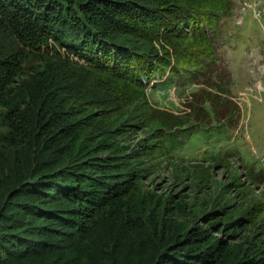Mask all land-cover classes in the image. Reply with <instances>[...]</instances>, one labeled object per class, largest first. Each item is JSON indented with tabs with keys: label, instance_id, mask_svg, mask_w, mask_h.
I'll use <instances>...</instances> for the list:
<instances>
[{
	"label": "trees",
	"instance_id": "1",
	"mask_svg": "<svg viewBox=\"0 0 264 264\" xmlns=\"http://www.w3.org/2000/svg\"><path fill=\"white\" fill-rule=\"evenodd\" d=\"M217 1L0 0V264H264L256 173L240 182L226 156L175 176L207 200L147 187L192 137L239 122L218 83L183 114L147 91L215 67Z\"/></svg>",
	"mask_w": 264,
	"mask_h": 264
},
{
	"label": "rangeland",
	"instance_id": "2",
	"mask_svg": "<svg viewBox=\"0 0 264 264\" xmlns=\"http://www.w3.org/2000/svg\"><path fill=\"white\" fill-rule=\"evenodd\" d=\"M216 4L219 9L223 7L226 14L219 19L212 37L217 40L213 52L201 58L205 64H215L211 72L205 76L201 74L204 77L194 81L188 80L187 85L179 88L162 89L157 84L152 88L150 82L147 85L151 102L174 114L188 112L191 100H195L197 94L203 95L206 88L212 87L215 91L216 83L240 108L237 125L220 128L224 131L213 135L210 142L202 135L192 137V144L185 142L147 181V187L157 194H177L186 197L187 202L193 197L207 200L217 191L213 186L201 185L199 189L189 178L176 179L175 176L184 173L181 171L190 165L204 163L211 166L218 160L225 164L226 156L230 157L229 165L235 169L240 182H252L256 173L254 193L264 192V0H219ZM210 30L204 29L208 35L212 34ZM162 33L161 29L158 35ZM167 73L166 70L162 80ZM209 76L216 82L206 79ZM153 81L161 80L153 78ZM232 168L213 167L214 179L230 181Z\"/></svg>",
	"mask_w": 264,
	"mask_h": 264
}]
</instances>
